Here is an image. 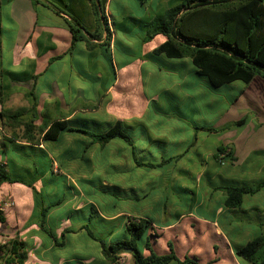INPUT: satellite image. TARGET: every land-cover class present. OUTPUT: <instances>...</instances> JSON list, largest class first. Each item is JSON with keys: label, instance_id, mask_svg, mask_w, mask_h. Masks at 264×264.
Listing matches in <instances>:
<instances>
[{"label": "crops", "instance_id": "0c3cea01", "mask_svg": "<svg viewBox=\"0 0 264 264\" xmlns=\"http://www.w3.org/2000/svg\"><path fill=\"white\" fill-rule=\"evenodd\" d=\"M111 2L106 7L108 17ZM84 8L93 29L91 8ZM70 19L37 0L0 3V164L13 178L0 182V204L15 203L0 211V245L12 240L23 243L21 264H115L104 257L100 240L89 234L84 218L72 222L69 211L83 213L89 208L101 223L110 222L104 232L89 223L108 244L127 236L128 219L149 218L157 231L151 245L158 254L173 247L180 260L189 258L197 264H255L237 255L236 247L256 237L253 232L264 236V186L245 195L239 207L226 204L223 188L264 183V77L255 76L240 90V80L225 85L234 92L230 100L223 98L227 103L223 114L203 124L186 115L177 90L145 92L147 57L176 60L179 63L172 64L173 69L189 65L198 75L191 59L185 62L153 52L166 40L163 34L150 40L143 34L146 58L120 66L112 52L104 57L100 51L103 45L112 50L118 42L111 18L109 44L104 42L105 31L92 40L93 46L86 40L73 44ZM241 118L246 121L236 124ZM61 120L69 127L97 132L120 121L132 144L116 138L103 146L68 129L60 132L57 141L43 140L50 125ZM25 124L37 128L34 140L27 138ZM212 135L222 138V144L204 156L198 152L200 142ZM221 147L230 150L224 159L216 157ZM135 158L142 163L167 162L152 168ZM207 175L210 183L204 181ZM150 184L152 189L163 187L168 199L174 184H180L194 196L193 206L173 216L170 211L179 208L155 194L153 204L134 207L135 201L149 198ZM104 187L110 191H103ZM61 189L70 196L64 191L59 196ZM57 200L61 204L50 208L44 219V228L52 230L55 239L43 228L42 210ZM156 202L162 205L156 207ZM66 203L70 209L60 213ZM226 224L235 228L232 236ZM248 229L251 234L245 233ZM0 264H5L2 252ZM121 264H134L130 252L123 255Z\"/></svg>", "mask_w": 264, "mask_h": 264}, {"label": "trees", "instance_id": "16d2710c", "mask_svg": "<svg viewBox=\"0 0 264 264\" xmlns=\"http://www.w3.org/2000/svg\"><path fill=\"white\" fill-rule=\"evenodd\" d=\"M2 1L10 0H0V3ZM37 2L70 16L69 27L73 35V44L77 40H86L89 46H93L92 40L100 39L105 31L107 33L104 35V42L109 44L111 36L106 12L108 0H37ZM84 7L91 8L95 21L93 29H90L87 22ZM144 26L147 27V39L150 40L157 34L166 37V40L154 49L155 54H164L168 58H190L196 73L206 78L214 89L236 80L249 84L257 75L264 77V0H173L164 13L148 20ZM245 121L246 118H241L236 124L240 125ZM35 129L37 128L34 125L25 124V133L29 140H34L32 134ZM65 129L82 132L103 146L116 138L132 144L131 136L124 131L120 121L103 132L73 128L69 127L66 121H56L44 133L43 140L57 141L60 132ZM229 154V148L221 147L216 157L224 159ZM135 160L138 164L152 168L167 162L163 160L157 164L142 163L137 158ZM60 176L64 179L61 174ZM4 181L12 182L13 178L0 164V182ZM263 186L264 183L252 186H226L223 188L227 194L226 204L230 207H239L245 195L254 194ZM103 191L109 192L110 188L104 187ZM59 204L61 201L57 200L43 207V228L46 213ZM85 228L93 238L100 240L104 257L115 264H121L122 257L128 249H131L134 264H170L173 261L197 264L189 258L180 260L173 247L166 254L156 253L152 248L151 239L157 236V231L149 218L128 219L127 236L109 244L95 235L89 228V223L85 224ZM44 229L57 239L52 230L46 227ZM22 245L23 243L18 240L0 245L5 264L22 263L23 253L20 252ZM145 250L150 252L146 254ZM236 253L255 264H264V236H256L237 246Z\"/></svg>", "mask_w": 264, "mask_h": 264}, {"label": "rangeland", "instance_id": "374dc122", "mask_svg": "<svg viewBox=\"0 0 264 264\" xmlns=\"http://www.w3.org/2000/svg\"><path fill=\"white\" fill-rule=\"evenodd\" d=\"M168 3H170L169 0H167V2L164 0H144V2L143 0H112L109 6L111 12V16H109V18L114 21L113 23L110 21V24L115 27L118 42L115 44V47L112 48V50L109 49L108 45H103L100 51L103 52L104 57L106 54H110L112 52L113 55H116L117 62L120 66L133 59H145L146 57L143 56L145 47L141 43V36L143 34H147V27L144 26L145 22L157 15L164 13L165 10L170 6H167ZM151 44H153V42H151ZM183 60L187 62V60L190 61V58L186 57ZM176 63L179 62L166 58L150 59L147 57L143 66L145 92L148 94L150 92L159 91L163 88H168L170 92L172 90H177L178 95L181 97V106L186 115H188L190 118H195L203 122V124L205 119L217 121L218 116L223 114L227 105L223 98L226 97L228 100H230L234 90L230 89L228 86H224L212 91L209 88L207 80L192 73L190 69L191 67L189 68V65H185V67L178 68L177 70L173 69L172 64ZM182 63L184 64V62ZM160 68L163 71L156 74L154 70L158 71ZM110 75L114 76L115 74L113 71H111ZM238 83H240L238 90L244 89L246 86V83L243 81H238ZM88 87L90 88L89 84ZM88 92H90V90ZM171 98L175 100V97L170 94V99ZM249 118L251 117H248V119ZM89 126L92 127V125ZM221 144L222 138L217 135H212L207 140L202 139L198 152L200 154H204L205 156L209 154V149L213 150L217 145ZM204 181L209 182L208 175L204 178ZM147 186V189L150 192L149 198L146 200H141L140 202L135 201L134 207L144 206L146 203L153 204L154 198L158 197L155 196V194L164 195L163 201L167 203V205H171L172 207L174 206V208H179L180 211H175L176 209H174V211H170L172 212L173 216L175 215V212L178 214L182 211H188L193 206L194 196H192V193L186 192L180 186V184H177V186L174 184L173 194L175 195L171 194L169 199L167 198L163 187L160 189L158 187H154L152 189L153 184ZM62 191H64V189L60 190L59 196L63 195ZM65 193L68 195L67 192ZM54 197L57 198L58 196L55 195ZM174 201L177 202V205H174ZM160 205L162 204H158V202H156V207H160ZM70 207L71 205L66 203L65 206L61 208L60 213L68 211ZM200 211H202V209H200ZM69 212L71 215H73V223L77 222L78 217H82L85 219V222L95 225V227L100 232H104L106 229L110 228V222L102 221L101 223L100 220L95 217V213H93L89 208H87L83 213H73L72 211ZM84 213H86L87 216H84ZM167 217L170 218L171 215L167 214ZM221 222L224 225L225 219H222ZM225 228L228 234L231 236L234 234L235 228L230 229L228 224H226ZM245 233L251 234L252 231L248 229ZM121 234L122 233L118 234L117 236L120 237ZM253 234L254 237L259 233L253 232ZM69 247L72 250V245H69ZM64 252H66V254L71 253L70 250H66Z\"/></svg>", "mask_w": 264, "mask_h": 264}, {"label": "built area", "instance_id": "2783aa9c", "mask_svg": "<svg viewBox=\"0 0 264 264\" xmlns=\"http://www.w3.org/2000/svg\"><path fill=\"white\" fill-rule=\"evenodd\" d=\"M0 78H1V71H0ZM15 203L14 201H3L0 204V211H5L8 207L13 206Z\"/></svg>", "mask_w": 264, "mask_h": 264}, {"label": "water", "instance_id": "95a60500", "mask_svg": "<svg viewBox=\"0 0 264 264\" xmlns=\"http://www.w3.org/2000/svg\"><path fill=\"white\" fill-rule=\"evenodd\" d=\"M127 251H128V252H130V251H131V249H128Z\"/></svg>", "mask_w": 264, "mask_h": 264}]
</instances>
